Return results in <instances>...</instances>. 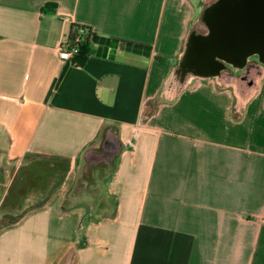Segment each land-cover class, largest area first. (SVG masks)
<instances>
[{
    "label": "crops",
    "instance_id": "crops-1",
    "mask_svg": "<svg viewBox=\"0 0 264 264\" xmlns=\"http://www.w3.org/2000/svg\"><path fill=\"white\" fill-rule=\"evenodd\" d=\"M202 4L0 0V264H264V65L167 87Z\"/></svg>",
    "mask_w": 264,
    "mask_h": 264
},
{
    "label": "water",
    "instance_id": "water-1",
    "mask_svg": "<svg viewBox=\"0 0 264 264\" xmlns=\"http://www.w3.org/2000/svg\"><path fill=\"white\" fill-rule=\"evenodd\" d=\"M236 10L234 0H204L167 84L173 95L194 78L226 80L227 71H244L251 57L257 73L250 87L256 86L264 65V17Z\"/></svg>",
    "mask_w": 264,
    "mask_h": 264
},
{
    "label": "trees",
    "instance_id": "trees-1",
    "mask_svg": "<svg viewBox=\"0 0 264 264\" xmlns=\"http://www.w3.org/2000/svg\"><path fill=\"white\" fill-rule=\"evenodd\" d=\"M92 35L93 32L88 26L81 24L70 25L64 44L68 50H75L72 53V58L69 60L73 66H82L85 63Z\"/></svg>",
    "mask_w": 264,
    "mask_h": 264
},
{
    "label": "flooded vegetation",
    "instance_id": "flooded-vegetation-1",
    "mask_svg": "<svg viewBox=\"0 0 264 264\" xmlns=\"http://www.w3.org/2000/svg\"><path fill=\"white\" fill-rule=\"evenodd\" d=\"M222 4L225 5V2L228 0H220ZM235 10L237 13H245L249 16L257 15L264 17V0H234ZM224 7V6H223ZM225 8V7H224ZM256 57L250 58V64L244 71H236L240 73V91L242 94L246 93L248 88L252 85V81L256 75L257 66L255 65Z\"/></svg>",
    "mask_w": 264,
    "mask_h": 264
},
{
    "label": "built area",
    "instance_id": "built-area-1",
    "mask_svg": "<svg viewBox=\"0 0 264 264\" xmlns=\"http://www.w3.org/2000/svg\"><path fill=\"white\" fill-rule=\"evenodd\" d=\"M73 52H75V50L74 51L68 50L67 46H65L64 41H63L59 48L60 59L69 61L72 58Z\"/></svg>",
    "mask_w": 264,
    "mask_h": 264
},
{
    "label": "rangeland",
    "instance_id": "rangeland-1",
    "mask_svg": "<svg viewBox=\"0 0 264 264\" xmlns=\"http://www.w3.org/2000/svg\"><path fill=\"white\" fill-rule=\"evenodd\" d=\"M202 2H204V0H202Z\"/></svg>",
    "mask_w": 264,
    "mask_h": 264
}]
</instances>
